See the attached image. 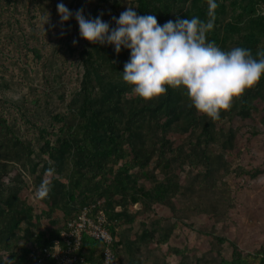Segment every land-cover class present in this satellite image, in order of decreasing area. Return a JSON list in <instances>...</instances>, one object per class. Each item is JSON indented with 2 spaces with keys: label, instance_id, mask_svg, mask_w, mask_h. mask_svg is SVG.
Listing matches in <instances>:
<instances>
[{
  "label": "rangeland",
  "instance_id": "1",
  "mask_svg": "<svg viewBox=\"0 0 264 264\" xmlns=\"http://www.w3.org/2000/svg\"><path fill=\"white\" fill-rule=\"evenodd\" d=\"M59 2L0 0V264L96 203L113 264H264V77L215 120L182 87L143 99L122 78L130 50L80 37ZM63 3L111 27L129 6L198 16L221 49L264 50V0Z\"/></svg>",
  "mask_w": 264,
  "mask_h": 264
},
{
  "label": "clouds",
  "instance_id": "2",
  "mask_svg": "<svg viewBox=\"0 0 264 264\" xmlns=\"http://www.w3.org/2000/svg\"><path fill=\"white\" fill-rule=\"evenodd\" d=\"M61 23L75 16L79 36L92 43L114 45L119 54L130 50L124 64L123 80L143 99L182 87L191 104L212 119L231 108L240 97L264 77V50L253 55L246 47L221 49L207 40L211 20L198 16L167 20L162 25L151 12L140 15L133 6L113 17L115 27L100 16L90 18L83 8L73 12L63 0L57 4ZM50 20L49 12L43 25ZM73 43H78L74 39Z\"/></svg>",
  "mask_w": 264,
  "mask_h": 264
},
{
  "label": "built area",
  "instance_id": "3",
  "mask_svg": "<svg viewBox=\"0 0 264 264\" xmlns=\"http://www.w3.org/2000/svg\"><path fill=\"white\" fill-rule=\"evenodd\" d=\"M99 204L84 205L72 218L64 222L57 237L49 245L33 246L22 264H112L115 237L106 225L105 214ZM83 237L101 243L99 259L89 260L79 254Z\"/></svg>",
  "mask_w": 264,
  "mask_h": 264
},
{
  "label": "trees",
  "instance_id": "4",
  "mask_svg": "<svg viewBox=\"0 0 264 264\" xmlns=\"http://www.w3.org/2000/svg\"><path fill=\"white\" fill-rule=\"evenodd\" d=\"M89 94H90V91H86V95H85L84 102H83V108H82V117L84 119V122L87 124H88V120H89V114L87 113L85 106H86V103L88 102ZM159 185H160L159 193H161L164 190V188H163L162 184H159ZM69 218H72V217H69ZM69 218H67V219H69ZM106 225H107V228L109 229V231L111 232V234L115 237V235L113 234V230L111 229V227L107 223V220H106ZM63 226H64V223L57 230V232L54 236L38 235L35 237L33 244L29 248H22L19 252V256H20L22 262H24L26 260L27 255L33 246L49 245L51 243V240L58 236L59 231L61 228H63ZM82 244L83 245L79 251V254H81V255L83 254L89 260L99 259L100 255L98 254V252L100 250V245H101L100 242L95 241L93 239H90L88 237H83V243ZM115 244H116V240H114L112 242V250H113L115 258H116ZM115 258H114V260H115ZM113 262H112V264H113Z\"/></svg>",
  "mask_w": 264,
  "mask_h": 264
}]
</instances>
